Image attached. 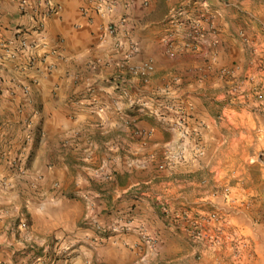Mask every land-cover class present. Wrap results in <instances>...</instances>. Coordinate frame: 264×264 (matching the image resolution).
<instances>
[{"label": "crops", "instance_id": "1", "mask_svg": "<svg viewBox=\"0 0 264 264\" xmlns=\"http://www.w3.org/2000/svg\"><path fill=\"white\" fill-rule=\"evenodd\" d=\"M44 1L0 0V264H217V243L186 238L152 206L162 199L193 212L217 205V177L225 172L217 112L246 123L248 156L264 144V112L217 111L204 94L229 66L245 87L264 85V37L237 34L241 0H50L58 9L49 14ZM174 11L178 21L169 19ZM187 19L216 32L196 50L171 55L164 39L172 33L178 41V22ZM109 22H121L114 34ZM19 28L33 46L8 52L1 41ZM169 102L185 110L182 121L172 110L160 125L137 120L129 128L121 120L132 103L157 112ZM114 131H121L115 142ZM169 143H187L188 155L159 171L158 152ZM195 144L203 154L192 155ZM129 219L151 245L133 228L94 239L93 222ZM238 261L264 264V254Z\"/></svg>", "mask_w": 264, "mask_h": 264}, {"label": "rangeland", "instance_id": "2", "mask_svg": "<svg viewBox=\"0 0 264 264\" xmlns=\"http://www.w3.org/2000/svg\"><path fill=\"white\" fill-rule=\"evenodd\" d=\"M237 4L244 6L246 9L243 17L245 22L240 26L241 28L238 29V36L244 39L243 41L250 39L245 33V31L249 30L252 37H256V34L259 33L260 38H263L264 0H241V2ZM230 18L233 19L237 17L231 15ZM109 23L117 24L118 28L121 22ZM215 32L216 30L214 29V33ZM8 39L1 41L3 48L7 44ZM128 47L132 48V46ZM254 56L255 55H252L251 57ZM255 62L257 63L258 69H260L261 66L257 61ZM218 77L219 75H217V86L212 85L213 83L210 82L211 86L204 92L205 98L208 101L207 105L214 108L217 107V111L231 108L239 112L244 109L252 113L264 112V101L261 102V99L264 100L263 84L259 82L252 83L251 80V85L249 84V87H245L248 83H246L243 78H240L242 76L238 77L235 68L232 66L225 67V69L222 70L221 83H219ZM116 78L122 81V85L125 84V80L122 78L121 74L117 75ZM166 105L164 104L163 107L157 106L160 107L157 112H155L154 109L150 112L148 107L132 103L127 109L122 110L123 119L121 120L124 125L129 128H131L132 124L137 120L151 121L153 124L160 125V123L162 124L163 122L162 116H164L165 110L177 112V110L170 109ZM139 107L144 108L139 110ZM181 110L183 111L182 108ZM184 111L183 114L177 112L181 121L183 117H185ZM133 116H137V118H131ZM258 117L260 118L262 116L258 115ZM180 120L179 122H181ZM245 125L246 123L241 121L231 122L225 116L217 112V127L224 135L223 145L217 150V154L223 159L225 168L223 175L217 177V205L206 202L204 207L199 208L201 211L193 212L192 210L190 211V208L186 207V205L179 204L171 206L167 201L162 199V203L167 204L170 210H172V215L165 214L161 208L162 203L158 202V205L154 204V206H152L154 213L164 225L170 226L176 231L183 233L186 238H188L187 235L179 226L182 222H180V218L178 219L179 223L175 222V216H181L180 214L185 210L194 216H206L209 213H215L217 219L214 224H217L218 238L217 264H240L238 258L242 255L249 253V257H253V254H264V203L261 201V189L264 190V144L258 149L259 153H253L251 150L252 153L250 152L251 154L248 156L247 136L250 132ZM177 131L179 130L177 129ZM119 132L121 133V131H114V133H112L113 135L110 136L114 142L118 138ZM184 134L187 136L186 142L189 143L191 138L185 131ZM99 136H101V133L97 134L93 139L97 140ZM182 142L183 141L180 140L179 143ZM186 144L184 143V145L180 147L175 146L174 143L163 146L162 150L158 152L161 155V160L155 169L166 171L170 166H173L175 162L177 164L182 162L185 156L188 155L187 150L189 148ZM100 151L101 148L98 146L96 152L98 156H102V152ZM190 151H192L193 155V148L192 150L190 149ZM172 156H176L178 159L174 158L175 161L172 162L170 161ZM252 158L256 160L254 164L250 162ZM56 186L57 184L54 185V187ZM250 192L253 193L251 194ZM188 193L190 195L192 194V192ZM162 197L167 199L166 196ZM100 213L109 214L110 212L102 210ZM239 219L243 220V222L253 220V227H242L241 223L238 221ZM164 254L166 253L164 252Z\"/></svg>", "mask_w": 264, "mask_h": 264}, {"label": "built area", "instance_id": "3", "mask_svg": "<svg viewBox=\"0 0 264 264\" xmlns=\"http://www.w3.org/2000/svg\"><path fill=\"white\" fill-rule=\"evenodd\" d=\"M45 5V12L46 14L53 13L57 11L58 6L53 3L50 0L44 1ZM180 14L179 11H174L171 13L170 20L174 19L178 21V15ZM187 22H178V25L181 26V32H180V39L177 41L174 38V34H169L164 39V44L166 45L167 49L169 50V53H173V50L178 49H184V50H196L199 44L202 42V39L204 37H207L209 35L214 34V27L209 25L207 29L201 27V25L195 21V20H186ZM174 23V22H173ZM41 21L38 20L36 22L37 31H40L41 28ZM117 29V24L115 23H109L106 26V30L108 33H114ZM33 44L28 40V37L26 36L25 30L19 28L15 31L14 36L8 39L7 44L4 46V48L8 49V52H15L17 49L20 50H30L32 48ZM3 48V47H2ZM143 68L145 70H151L152 64L150 62H144ZM167 106L170 109L177 110V112L182 113L180 107H176L173 103L167 104ZM193 154L195 156H199L203 154V150L201 146L195 144L193 147ZM174 158L178 159L176 156H172L170 158V161H175ZM162 210L167 215H172L173 212L170 210V208L167 206V204L162 203L161 204ZM181 216H175L174 221L179 223V218L181 225L180 228L185 232L188 238L191 240H201V241H207L209 243H217V229L214 230L212 233L210 231V227L213 226L215 220L217 219V216L215 213H209L206 216L200 215V216H194L192 214H189L188 211H183ZM131 220H124L122 222H118L115 224H101V223H94L93 224V233H94V239L99 240L102 236H109L114 233H121L128 231L129 229L133 228L137 231L138 235L140 236V239L145 244L151 245L152 244V238L149 235V233L146 231V229L142 225L134 226L131 224ZM134 226V227H133Z\"/></svg>", "mask_w": 264, "mask_h": 264}]
</instances>
